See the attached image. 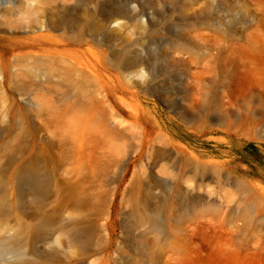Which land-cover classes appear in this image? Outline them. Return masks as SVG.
Listing matches in <instances>:
<instances>
[{
	"label": "rangeland",
	"instance_id": "374dc122",
	"mask_svg": "<svg viewBox=\"0 0 264 264\" xmlns=\"http://www.w3.org/2000/svg\"><path fill=\"white\" fill-rule=\"evenodd\" d=\"M1 52L0 264H264V0H0Z\"/></svg>",
	"mask_w": 264,
	"mask_h": 264
},
{
	"label": "bare ground",
	"instance_id": "6f19581e",
	"mask_svg": "<svg viewBox=\"0 0 264 264\" xmlns=\"http://www.w3.org/2000/svg\"><path fill=\"white\" fill-rule=\"evenodd\" d=\"M2 53H3V52L0 53V56H1ZM54 55H63V54H61V53H54ZM63 56H64V55H63ZM71 63H72L73 65H76L75 61H72ZM73 65H70V66H71V67H74ZM4 66H5V65H4ZM76 67L79 69L78 64H77ZM74 68H75V67H74ZM29 182L31 183L32 186H37V185H38V182H37V180H36L34 177L30 178ZM74 230H75V229H74ZM77 230H78V229H77Z\"/></svg>",
	"mask_w": 264,
	"mask_h": 264
},
{
	"label": "clouds",
	"instance_id": "9594fccd",
	"mask_svg": "<svg viewBox=\"0 0 264 264\" xmlns=\"http://www.w3.org/2000/svg\"><path fill=\"white\" fill-rule=\"evenodd\" d=\"M141 71L143 72V69H141Z\"/></svg>",
	"mask_w": 264,
	"mask_h": 264
}]
</instances>
